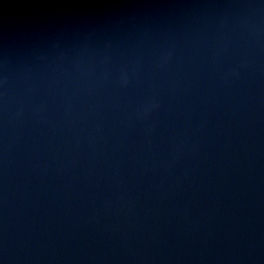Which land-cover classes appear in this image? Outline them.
I'll return each instance as SVG.
<instances>
[{"label":"water","instance_id":"95a60500","mask_svg":"<svg viewBox=\"0 0 264 264\" xmlns=\"http://www.w3.org/2000/svg\"><path fill=\"white\" fill-rule=\"evenodd\" d=\"M0 264H264V0H0Z\"/></svg>","mask_w":264,"mask_h":264}]
</instances>
